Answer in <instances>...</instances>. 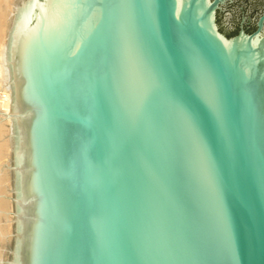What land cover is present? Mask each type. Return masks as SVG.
<instances>
[{"label":"water","instance_id":"water-1","mask_svg":"<svg viewBox=\"0 0 264 264\" xmlns=\"http://www.w3.org/2000/svg\"><path fill=\"white\" fill-rule=\"evenodd\" d=\"M226 1L14 0L6 264H264V17L226 37ZM263 14L231 0L218 15L231 33ZM177 104L201 117L209 173Z\"/></svg>","mask_w":264,"mask_h":264},{"label":"snow or ice","instance_id":"snow-or-ice-1","mask_svg":"<svg viewBox=\"0 0 264 264\" xmlns=\"http://www.w3.org/2000/svg\"><path fill=\"white\" fill-rule=\"evenodd\" d=\"M50 7L54 10H59L62 8L87 6L67 5L54 2L50 5ZM197 87L200 91V94L203 96V98H205L209 105L212 121L214 124V129L210 130L209 134L211 135L212 132L219 134L224 146H229L232 142V134L228 125V113L226 107L216 89L209 83L207 76L203 71H200L198 74ZM145 100L146 97L141 99L140 103L137 105L138 110L143 105ZM177 108L182 115L185 128L190 133L194 143L196 144L198 164L204 172L209 173L210 158L207 141L205 136L201 133V117L194 109H190L183 104H177Z\"/></svg>","mask_w":264,"mask_h":264},{"label":"rangeland","instance_id":"rangeland-1","mask_svg":"<svg viewBox=\"0 0 264 264\" xmlns=\"http://www.w3.org/2000/svg\"><path fill=\"white\" fill-rule=\"evenodd\" d=\"M4 1L5 0H3L2 3H0V35L6 34L7 36L8 30H9V24H10L9 17L11 14L7 15V13H5V11H7L8 8ZM6 1L8 2L10 1V6L12 8V5H13L12 1L11 0H6ZM2 5L3 6L6 5L5 8H3ZM1 13L3 14L5 13L4 15L6 17L4 16L5 17L4 18L3 14ZM2 23H3V26L1 25ZM4 35H2V37ZM6 36L3 37L5 40H6ZM9 130H10L9 128L8 129L6 128L5 134L3 132L0 133V164L3 165V167L0 165L2 167V168L0 167V171H1L0 175L4 176L2 180H0V257H1L0 264H6V262L8 261L9 253H10L11 246H12V240H13L12 234H13L14 214H13V205H12V200H11L13 198V194L11 192L12 186H11V181H10V168H9L10 162L8 161V159H10L11 157L12 152H11L10 145H8L9 135H10ZM5 214L7 217L5 216Z\"/></svg>","mask_w":264,"mask_h":264},{"label":"bare ground","instance_id":"bare-ground-1","mask_svg":"<svg viewBox=\"0 0 264 264\" xmlns=\"http://www.w3.org/2000/svg\"><path fill=\"white\" fill-rule=\"evenodd\" d=\"M2 1L0 0V3H2ZM11 1L13 3V0H11ZM4 2H5V4L7 5V8H8V10L6 8L7 11H5V10L4 11H5V13H7V15H9V14L12 13V8L10 6V1L8 2V1L5 0ZM4 2H3V4H4ZM5 6H3V8H5ZM1 14H3V13H1ZM4 14H3V17L5 16ZM1 25L3 26V23ZM2 35H4V34H2ZM2 35H0V133L3 132L5 134L6 128L10 129L11 124H12L11 119L7 118V115L10 114V97L9 96L11 95L12 91H11V88H10V85H9L10 82H11V73H10V68H9V62L7 61L8 60V57H7L8 56V52H7L8 47L5 45L6 40L3 38L4 36H6V34L3 37H2ZM8 145H7V147H8ZM2 164H4V163H2ZM1 166L3 167V165H1ZM5 174H6V172H5ZM3 177L4 176L0 175V180H2ZM5 190H6V188H5ZM5 216H6V214H5ZM8 216H9V214H8ZM13 218H14V216H13ZM0 261H1V259H0Z\"/></svg>","mask_w":264,"mask_h":264},{"label":"flooded vegetation","instance_id":"flooded-vegetation-1","mask_svg":"<svg viewBox=\"0 0 264 264\" xmlns=\"http://www.w3.org/2000/svg\"><path fill=\"white\" fill-rule=\"evenodd\" d=\"M231 0H227L226 2H224L223 4H220L219 5V10H217V14H216V22H217V25H218V28H219V31L224 34L226 37H233V36H236L241 30H243L245 33L247 34H254L255 32L258 31L259 27H258V24H259V21L262 17H264V14L261 15L258 20L256 21V24L254 25V28H251V25L249 22H247L244 18L241 20L240 24L237 26L236 30L234 32H231V33H227L225 32L222 27L220 26V23H219V12L221 11V6L224 5L225 3L229 2ZM247 22V23H246ZM261 34L264 35V22H263V26H262V29H261Z\"/></svg>","mask_w":264,"mask_h":264}]
</instances>
